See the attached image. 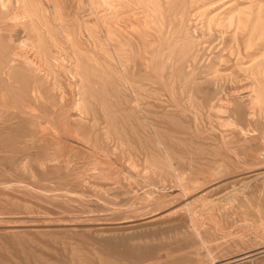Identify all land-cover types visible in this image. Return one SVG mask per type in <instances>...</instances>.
Here are the masks:
<instances>
[{
    "label": "rangeland",
    "instance_id": "1",
    "mask_svg": "<svg viewBox=\"0 0 264 264\" xmlns=\"http://www.w3.org/2000/svg\"><path fill=\"white\" fill-rule=\"evenodd\" d=\"M0 264H264V0H0Z\"/></svg>",
    "mask_w": 264,
    "mask_h": 264
},
{
    "label": "bare ground",
    "instance_id": "2",
    "mask_svg": "<svg viewBox=\"0 0 264 264\" xmlns=\"http://www.w3.org/2000/svg\"><path fill=\"white\" fill-rule=\"evenodd\" d=\"M245 257H247V256H243V257H241V258H245ZM240 258V259H241ZM236 260H239V259H236ZM236 260H228V262H225V263H231V262H234V261H236Z\"/></svg>",
    "mask_w": 264,
    "mask_h": 264
}]
</instances>
